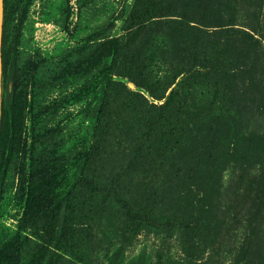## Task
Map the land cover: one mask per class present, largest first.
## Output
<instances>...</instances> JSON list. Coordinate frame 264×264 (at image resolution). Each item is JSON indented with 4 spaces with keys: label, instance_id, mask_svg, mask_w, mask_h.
Instances as JSON below:
<instances>
[{
    "label": "rangeland",
    "instance_id": "374dc122",
    "mask_svg": "<svg viewBox=\"0 0 264 264\" xmlns=\"http://www.w3.org/2000/svg\"><path fill=\"white\" fill-rule=\"evenodd\" d=\"M135 1L9 0L0 264H264V0Z\"/></svg>",
    "mask_w": 264,
    "mask_h": 264
},
{
    "label": "trees",
    "instance_id": "16d2710c",
    "mask_svg": "<svg viewBox=\"0 0 264 264\" xmlns=\"http://www.w3.org/2000/svg\"><path fill=\"white\" fill-rule=\"evenodd\" d=\"M8 2L9 0H4L5 3V15H4V26L6 25V21L8 19ZM169 0H136L132 11L130 13V20L129 23L131 24L130 27L134 25H139V29L145 26L150 20L156 17H162L168 15L170 12V3ZM6 42L7 37L4 32L3 35V47H2V55H3V69H4V78H3V104H2V116L0 121V136L4 127V123L7 120L8 127L11 130H15L14 121L12 119L13 111L15 109V88L10 84L14 81L15 75V66H16V59L10 58L6 52ZM121 47V37H111L104 42H102L99 47L95 50L94 56L92 58V64L100 65L105 61L107 57H113L112 65L118 64L119 52ZM114 68V67H112ZM111 68V69H112ZM114 70V69H112ZM176 100V92H172L169 97L167 98L164 106L166 110H169L174 101ZM97 111L100 110L98 107L95 106ZM5 176V169L1 174V178L4 179ZM31 202V203H30ZM29 202V207L32 209L30 216L26 219H23V222H29L28 220H39L38 218L45 217L50 219L51 222L47 224V229L53 226V222L55 217L58 215L57 211L53 208L50 209L49 205L46 203L45 200H42L39 197H36L33 201ZM44 246V243H41V247ZM10 249H7L6 253L5 250L1 252L3 256L0 254V258L4 257V255H8ZM41 260L39 259L37 264H41Z\"/></svg>",
    "mask_w": 264,
    "mask_h": 264
},
{
    "label": "water",
    "instance_id": "95a60500",
    "mask_svg": "<svg viewBox=\"0 0 264 264\" xmlns=\"http://www.w3.org/2000/svg\"><path fill=\"white\" fill-rule=\"evenodd\" d=\"M4 15H5V3L4 0H0V121L2 116V104H3V78H4V69H3V35H4Z\"/></svg>",
    "mask_w": 264,
    "mask_h": 264
}]
</instances>
